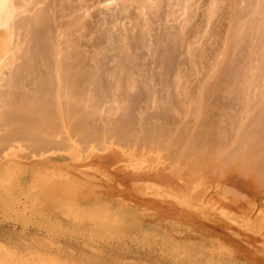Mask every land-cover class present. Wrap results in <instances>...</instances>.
I'll return each instance as SVG.
<instances>
[{
	"label": "rangeland",
	"instance_id": "374dc122",
	"mask_svg": "<svg viewBox=\"0 0 264 264\" xmlns=\"http://www.w3.org/2000/svg\"><path fill=\"white\" fill-rule=\"evenodd\" d=\"M104 1L53 3L75 59L106 85L121 67L137 75L138 99L92 93L94 127L109 138L158 125L168 137L121 141L112 163L70 161L113 178L112 192L71 183L64 164L7 169L0 149V264H264V0ZM127 165L162 176L112 172Z\"/></svg>",
	"mask_w": 264,
	"mask_h": 264
},
{
	"label": "bare ground",
	"instance_id": "6f19581e",
	"mask_svg": "<svg viewBox=\"0 0 264 264\" xmlns=\"http://www.w3.org/2000/svg\"><path fill=\"white\" fill-rule=\"evenodd\" d=\"M54 1L0 0L2 158L7 169L30 165L32 173L60 164L73 166L76 172L70 178L71 183L76 182L77 186L90 189L105 188L107 192H112L116 189L113 178L109 181L90 180L87 171L83 170L85 166L79 169L70 161L102 164L119 161L120 154L113 148L114 145L120 146L119 142L126 140L129 144H135L138 140L159 144L160 140L168 137V131L158 125H148L137 130L141 137L133 128L121 133L115 129L109 138L106 137L107 133H97L99 128L94 127L91 119L98 108L89 102L92 93L114 95L120 92L132 100L138 99L142 93H136L140 89L137 75L133 69L121 67L120 77L106 85L104 78L98 74V66L92 68L86 65L85 59H75L78 53L73 40L69 43L64 40L69 35V25L64 26L63 22L57 21ZM113 2L105 0L103 6L109 7ZM89 9V6L85 7L84 13L77 19L89 16ZM211 13L215 12L211 10ZM79 24L77 31L83 36L86 25L82 22ZM99 137H105L103 145L92 146L90 151L82 154L84 151L79 145ZM180 139L178 135L169 138L174 144ZM200 143L196 142V146L200 147ZM260 148L264 151V145ZM126 168L125 171L115 168L112 172L116 175L123 173L125 180L162 176L160 168L155 166L127 165ZM168 184L174 185V179L169 178Z\"/></svg>",
	"mask_w": 264,
	"mask_h": 264
}]
</instances>
